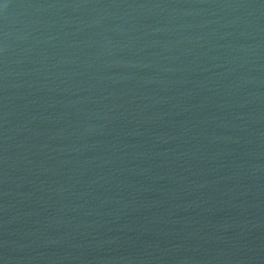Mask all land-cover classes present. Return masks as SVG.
Listing matches in <instances>:
<instances>
[{
	"label": "water",
	"instance_id": "95a60500",
	"mask_svg": "<svg viewBox=\"0 0 264 264\" xmlns=\"http://www.w3.org/2000/svg\"><path fill=\"white\" fill-rule=\"evenodd\" d=\"M0 264H264V0H0Z\"/></svg>",
	"mask_w": 264,
	"mask_h": 264
}]
</instances>
